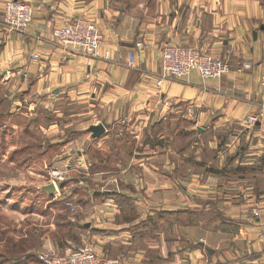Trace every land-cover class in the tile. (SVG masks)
Masks as SVG:
<instances>
[{"label": "crops", "instance_id": "obj_1", "mask_svg": "<svg viewBox=\"0 0 264 264\" xmlns=\"http://www.w3.org/2000/svg\"><path fill=\"white\" fill-rule=\"evenodd\" d=\"M6 1L0 0V16ZM19 1L35 8L32 23L21 32H0V89L8 92L13 107L37 96L46 103L97 108L100 119L72 143L84 136L87 147L94 144L99 151L104 145L107 154L114 150L105 146L108 134L117 126H127L122 133L134 130L138 140V129L160 124L184 132L196 154L207 156L193 164L185 157L188 149L154 143L134 149L122 164L120 158L114 165L103 161L104 208L90 214L94 222L77 223L88 232L87 239L101 243L105 254L117 244L118 249L131 246L135 221L128 223L126 216L131 215L118 204L127 202L141 208L140 217L179 213L176 236L184 246L179 264H264L261 223L249 213L253 207L264 213V95L259 85L264 73V0ZM77 18L94 22L102 35L95 58L70 55L52 41L54 28ZM165 44L210 54L226 61L231 71L219 80L203 81L195 73L188 79L163 76ZM34 54L40 56L38 62L32 61ZM243 64L249 68L237 72ZM248 117H256L254 126H247ZM98 124L105 134L92 139L87 130ZM74 144L76 159L86 169L93 166L82 145ZM73 160L67 153L54 162L55 168H71ZM114 166L120 168L111 174ZM190 167L209 171L199 178L191 176ZM114 175L118 180L112 186L108 183ZM210 202L215 224L208 228L201 214ZM178 204L183 206L180 211L172 207ZM221 219L234 231H226ZM85 243L92 242L80 245ZM49 247L65 255L75 242L68 235Z\"/></svg>", "mask_w": 264, "mask_h": 264}, {"label": "rangeland", "instance_id": "obj_2", "mask_svg": "<svg viewBox=\"0 0 264 264\" xmlns=\"http://www.w3.org/2000/svg\"><path fill=\"white\" fill-rule=\"evenodd\" d=\"M7 93L0 89V264H41L39 253L49 250L54 239L68 235L75 242L74 248L81 246L82 241H91L99 248L96 251H99L97 255L100 259L117 260L118 264H123L122 260L126 264H179L184 246L177 239L175 225L179 224L181 216L179 219L174 214L166 213L170 216L162 219H158V215L140 217L137 213L141 208L138 210L132 203H126V213L131 216H126L125 220L129 223L135 221L131 246L118 249L117 244L108 254H105L101 243L87 239L88 232L77 228L80 226L77 223L94 222L95 218L92 219L90 214L94 216L104 208L102 198L106 179L100 175L103 161L114 165L120 158L122 164L132 158L134 149L143 150V147H152L154 143L169 146L170 143L178 151L181 147L188 149L185 157L189 163H201L207 156L196 154L192 149L194 142L189 136L173 131V127L165 128L159 124L157 128L147 126L138 129L142 132L136 140L132 134L134 130L122 133V127L127 126L119 125L115 132L108 134L105 146L109 145L114 150L107 154L104 145L99 147L105 152L98 151L94 144L87 147L84 136L72 143L74 137L86 132L89 124L100 119L101 113L97 108L63 101L58 104L46 103L37 96L26 98L19 107H13ZM74 143L79 147L82 145L84 156L87 152V156L94 159L93 166L86 169L84 163L76 159L78 155L72 147ZM65 145L68 146L67 150L62 152ZM67 153L75 158L69 163L72 167L56 169L54 162L67 157ZM114 167L111 174H116L120 168ZM189 169L191 176L199 178L209 171L195 167ZM113 179L118 180L116 176L110 177L108 184L115 186ZM49 184L56 185V199L40 190ZM212 204H206L201 214L206 219L201 223L207 224L208 228L209 224H215L211 218L215 214V205ZM178 205L172 207L180 211L183 206ZM99 221H102L100 215ZM71 223H74L73 227ZM21 253L24 254L23 262L17 259Z\"/></svg>", "mask_w": 264, "mask_h": 264}, {"label": "built area", "instance_id": "obj_3", "mask_svg": "<svg viewBox=\"0 0 264 264\" xmlns=\"http://www.w3.org/2000/svg\"><path fill=\"white\" fill-rule=\"evenodd\" d=\"M35 8L26 2L19 0H7L3 5V12L0 16V32L2 29L10 32H21L27 29L33 21ZM52 41L70 55L83 57H97L98 49L102 43V35L97 25L86 18H77L63 27L52 30ZM1 43V41H0ZM139 45V44H138ZM108 59V55H104ZM40 56L34 54L33 62H38ZM248 64H243L237 72L248 69ZM161 68L163 76H170L176 79H188L195 73L201 80H219L227 76L231 69L230 65L219 58L207 53H201L196 49L179 47L172 44H165L161 52ZM264 95V73L259 80ZM256 117H248L246 124L254 126ZM250 215L257 218L261 223L259 242L264 252V213L253 207ZM41 264H118L117 260L100 259L95 252L92 243H85L74 248L66 255H59L49 249L38 255Z\"/></svg>", "mask_w": 264, "mask_h": 264}, {"label": "water", "instance_id": "obj_4", "mask_svg": "<svg viewBox=\"0 0 264 264\" xmlns=\"http://www.w3.org/2000/svg\"><path fill=\"white\" fill-rule=\"evenodd\" d=\"M91 134L92 139H99L105 134V128L102 124L94 125L88 128L87 130ZM42 192L47 193L48 195L56 194L57 188L54 184H49L41 187L40 189ZM201 246H203L201 244ZM208 252H211L208 250Z\"/></svg>", "mask_w": 264, "mask_h": 264}, {"label": "trees", "instance_id": "obj_5", "mask_svg": "<svg viewBox=\"0 0 264 264\" xmlns=\"http://www.w3.org/2000/svg\"><path fill=\"white\" fill-rule=\"evenodd\" d=\"M210 170H212V169H210ZM121 203V202H120ZM126 203L127 202H125V203H122L123 205H126ZM178 215H179V213H178ZM177 214H175V216L177 217L178 216ZM168 216H170L169 214H166V213H160L157 217H158V219H162V218H166V217H168ZM222 221V224L223 225H225V227H226V231H228V232H233L234 231V228H232V226L230 225V224H226V223H224L225 221H223V219H221ZM129 223V222H128ZM84 229V228H83ZM23 256H24V254H19V257L17 258V259H21L20 261L21 262H23L24 261V259H23Z\"/></svg>", "mask_w": 264, "mask_h": 264}]
</instances>
